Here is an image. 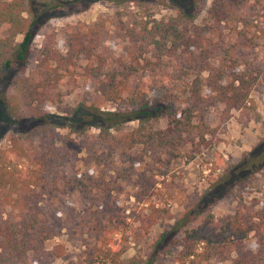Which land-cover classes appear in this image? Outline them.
<instances>
[{"label":"trees","instance_id":"16d2710c","mask_svg":"<svg viewBox=\"0 0 264 264\" xmlns=\"http://www.w3.org/2000/svg\"><path fill=\"white\" fill-rule=\"evenodd\" d=\"M90 1L0 2V112L24 124L9 136L0 159V264H51L62 245L47 250L43 243L62 228L80 230L92 242H84L87 264H116L121 249L107 225L122 222L116 196L122 183L130 184L127 197L144 210L134 217L142 233L158 218L150 197L157 175L164 173L140 166L142 157L133 151L141 147L155 162L168 164L195 138L210 144L216 127L206 122L209 109L221 106L219 121L224 123L230 110L253 104L250 91L264 79V53L254 51L257 37L264 46L262 0H187L179 14L191 19L204 12L210 22L201 25L154 18L152 0H109L116 5L132 1L138 9L45 31L33 67L26 69L34 32L49 18L82 11ZM144 72L181 81V104L172 109L144 98ZM79 80L92 81L104 101L126 107L72 111L67 118L71 128L97 130L84 155L76 158L56 143L45 107L60 100L61 85L73 88ZM160 115L166 117L165 126L153 128L149 120ZM129 121L136 125L124 130ZM258 170H264V136L209 184L184 220H174L182 233L173 263L264 264V199L237 207L231 215L215 217L208 210ZM67 189L80 194V211L65 212L58 195ZM200 214L198 225L184 228ZM250 235L253 248L248 246Z\"/></svg>","mask_w":264,"mask_h":264},{"label":"rangeland","instance_id":"374dc122","mask_svg":"<svg viewBox=\"0 0 264 264\" xmlns=\"http://www.w3.org/2000/svg\"><path fill=\"white\" fill-rule=\"evenodd\" d=\"M187 4V0H152L150 7L156 19H169L179 23L185 21L188 22L187 24L194 22L199 25L210 22V19H206L204 12L191 19L183 18L178 9L184 10ZM119 9L134 11L138 9V5L132 1L116 5L109 0H94L90 1L82 11L49 18L40 29L34 32L27 54L26 69L33 67L39 55L45 31L57 30L76 23H87L99 15L114 16ZM222 31L227 32V28H223ZM257 34L256 32L254 35ZM211 35L213 39H216L215 32H211ZM16 39H19V36H16ZM255 43L254 51L259 56L263 55L264 46L261 38L257 37ZM146 73L144 72V98L169 105L172 109L177 108L183 98L182 82L168 81L158 74L147 77ZM60 89L63 91L60 100L46 104L47 116L55 125L56 143L62 145L71 157L78 158L84 155L86 146L92 143L97 130L95 127H88L78 132L71 128V120L67 118L71 117L72 111L76 107L77 109L98 107L100 110H120L126 105L104 101L90 80H79L73 88L61 85ZM249 96L253 104L247 102L242 110H230V115L224 123L219 121L221 106L210 108L206 122L216 127L215 137L211 138L210 144L203 145L196 142L195 138L193 143L183 147L179 157L168 164L155 162L152 155L143 152L141 147L133 151L138 157H142L140 166L143 165L152 172L164 173L157 175L153 195L150 197V204L159 209L158 218L146 233H142L138 222L134 220L136 212L142 210V206L140 203H133L134 199L131 195L127 197V194L132 192V188L128 183H122L123 188L116 194L123 208L118 210V216L122 222L115 219L112 224L107 225L109 230L115 231L113 237L116 238L121 249L116 264H175L171 257L178 248L176 242L182 232L181 228L174 224V220L177 218L184 220L192 211L199 195L208 188L209 184L220 179L226 168L240 161L242 157H246L264 136V79L250 91ZM149 123L153 128H162L165 126L166 117L160 115L150 119ZM23 125L20 121L14 123L0 112V159L9 145V136ZM135 125L136 121H129L122 127L124 130H129ZM133 171L132 169L131 173ZM58 197L66 205L65 212L71 208L81 210L80 194L67 189ZM259 199H264V170L255 172L243 186H234L231 194L221 196L208 210L215 217L231 215L237 207L254 204ZM54 208L55 205L52 203L51 209ZM203 214L187 222L184 228L198 225ZM85 241L92 243L85 239L82 231L62 228L58 234L43 243V248L51 250L55 245H62V253L54 257L51 264H87L84 258ZM254 245V237L250 235L248 246L253 248ZM97 264H110V262L101 260ZM204 264H211V262Z\"/></svg>","mask_w":264,"mask_h":264}]
</instances>
